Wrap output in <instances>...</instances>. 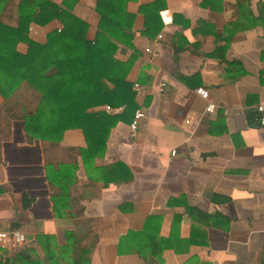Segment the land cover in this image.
I'll use <instances>...</instances> for the list:
<instances>
[{
	"label": "crops",
	"instance_id": "0c3cea01",
	"mask_svg": "<svg viewBox=\"0 0 264 264\" xmlns=\"http://www.w3.org/2000/svg\"><path fill=\"white\" fill-rule=\"evenodd\" d=\"M49 1L62 11L29 22L30 40L42 44L63 26L73 34L79 21L93 38L95 0ZM18 2L0 0L1 24L17 25ZM121 2L129 37L111 39L113 58L130 60L125 80L144 115L134 130L130 113L119 117L102 155L84 166L78 128L43 151L21 120L11 122L0 144V232L17 229L24 241L0 239V264H69L83 246L88 264L263 263L264 126L253 116L264 103V0ZM26 48L15 44L19 53ZM207 103L213 112L204 111ZM47 159L53 168L74 166L55 213L50 195L58 186L45 178ZM115 162L129 177L104 182L103 168Z\"/></svg>",
	"mask_w": 264,
	"mask_h": 264
},
{
	"label": "trees",
	"instance_id": "16d2710c",
	"mask_svg": "<svg viewBox=\"0 0 264 264\" xmlns=\"http://www.w3.org/2000/svg\"><path fill=\"white\" fill-rule=\"evenodd\" d=\"M62 1L68 5L69 0ZM119 4L120 0H95L99 22L92 39L85 38L87 25L79 21L75 33L63 26L46 35V41L39 44L27 37L28 23L42 24L57 18L62 9L49 0H19L17 25L9 27L0 23V144L8 139L11 122L21 120L24 134L41 140L43 151L47 146L57 148L65 129L78 128L86 144L85 148L76 150L83 166L102 155L109 129L122 115L132 116L136 108L131 83L125 80L130 60L121 62L113 58L116 44L111 39L121 42L122 37H129L118 12ZM18 41L27 44L24 53L15 50ZM103 104L121 107V111L107 113L100 108ZM45 161L47 182L58 186V194L50 195L55 213L74 166L58 164L53 168L52 162ZM103 169L104 182L129 177V171L120 162ZM21 198V206L25 208L30 199L24 193ZM186 211L189 215L196 212L190 208ZM83 247L69 264H88L86 256L82 259L88 252Z\"/></svg>",
	"mask_w": 264,
	"mask_h": 264
},
{
	"label": "built area",
	"instance_id": "2783aa9c",
	"mask_svg": "<svg viewBox=\"0 0 264 264\" xmlns=\"http://www.w3.org/2000/svg\"><path fill=\"white\" fill-rule=\"evenodd\" d=\"M133 88L135 91H138L139 87L136 83L133 84ZM196 94L206 100L207 99V90L203 87H198L195 89ZM103 109L105 111H111V110H118L117 107H110L107 104L103 105ZM214 105L212 103H207L204 107L205 112H213ZM144 113L137 109L134 110L132 119L129 123V129L134 130L137 127V123L140 120L141 117H143ZM253 119L256 123H258L261 126H264V103H258L255 105V115L253 116ZM174 153V150H171V154ZM0 239H6L10 241L12 244H19L24 241V235L22 232H20L17 229H11L7 232H0Z\"/></svg>",
	"mask_w": 264,
	"mask_h": 264
}]
</instances>
